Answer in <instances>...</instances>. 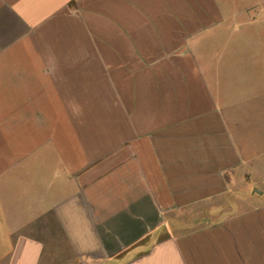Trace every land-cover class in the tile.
<instances>
[{
  "label": "crops",
  "instance_id": "crops-1",
  "mask_svg": "<svg viewBox=\"0 0 264 264\" xmlns=\"http://www.w3.org/2000/svg\"><path fill=\"white\" fill-rule=\"evenodd\" d=\"M226 20L0 0V264H264V151L201 50Z\"/></svg>",
  "mask_w": 264,
  "mask_h": 264
},
{
  "label": "rangeland",
  "instance_id": "rangeland-1",
  "mask_svg": "<svg viewBox=\"0 0 264 264\" xmlns=\"http://www.w3.org/2000/svg\"><path fill=\"white\" fill-rule=\"evenodd\" d=\"M217 2L227 20L201 50L213 48L220 56L203 62L215 79L216 94L232 104V112L247 115V129L264 151V0Z\"/></svg>",
  "mask_w": 264,
  "mask_h": 264
}]
</instances>
